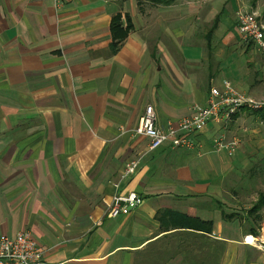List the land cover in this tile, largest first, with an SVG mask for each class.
<instances>
[{
  "label": "crops",
  "instance_id": "obj_1",
  "mask_svg": "<svg viewBox=\"0 0 264 264\" xmlns=\"http://www.w3.org/2000/svg\"><path fill=\"white\" fill-rule=\"evenodd\" d=\"M162 1L0 0V235L30 233L51 264H264L257 199L228 187L264 163V110L208 125L191 149L150 151L135 133L146 106L165 129L224 83L264 100V54L234 17L264 19V2ZM222 133L240 141L232 156L214 148ZM131 193L143 203L108 217ZM166 211L211 232L167 228Z\"/></svg>",
  "mask_w": 264,
  "mask_h": 264
},
{
  "label": "built area",
  "instance_id": "obj_2",
  "mask_svg": "<svg viewBox=\"0 0 264 264\" xmlns=\"http://www.w3.org/2000/svg\"><path fill=\"white\" fill-rule=\"evenodd\" d=\"M237 29L245 42L252 43L257 52L264 54V19L254 11L239 9L234 14ZM242 109L252 111L264 110V100H255L237 94L227 84L223 88H211L205 106L194 105L189 117L167 124L165 129L156 125V115L152 106H146L139 119L136 134L149 139V150L161 148L170 143L175 149H191L194 147L193 136L201 133L210 124L228 125ZM216 151L226 150L229 156L240 145L237 138L227 141L225 135L214 138ZM138 161L130 162L125 169V177L135 173ZM143 199L131 193L127 196H115L107 213L110 218L127 215L133 208L141 205ZM248 238V237H247ZM247 238L245 241L247 242ZM0 264H51L45 258L44 251L28 232H21L13 237L0 235Z\"/></svg>",
  "mask_w": 264,
  "mask_h": 264
},
{
  "label": "rangeland",
  "instance_id": "obj_3",
  "mask_svg": "<svg viewBox=\"0 0 264 264\" xmlns=\"http://www.w3.org/2000/svg\"><path fill=\"white\" fill-rule=\"evenodd\" d=\"M261 1L264 2V0H261ZM246 43H249V42H246ZM255 112H258V111H255ZM261 113H264V111H262ZM254 120H250V121L255 122ZM253 165L254 163L250 162L249 166L244 171L241 170L236 176L232 177L230 184H228L230 196L233 199L238 200L239 202H242V201L246 202L247 204H249V206L251 203H253L252 201L257 199L256 197L258 196L257 194L259 192H264V163L257 164L255 169L251 170V167ZM258 165L261 167L260 170L258 168ZM244 189L249 192L245 193L246 191ZM260 216L261 218L258 221L259 225H261L262 222H264V211L260 212Z\"/></svg>",
  "mask_w": 264,
  "mask_h": 264
},
{
  "label": "trees",
  "instance_id": "obj_4",
  "mask_svg": "<svg viewBox=\"0 0 264 264\" xmlns=\"http://www.w3.org/2000/svg\"><path fill=\"white\" fill-rule=\"evenodd\" d=\"M150 1L154 3H167L162 0H150ZM115 27H117V24L114 23L113 29ZM262 211H264V192H260L258 194L256 202L253 204V207L248 211V215L249 217H253V219L257 217H258L257 219H260V212ZM255 215L257 217H255ZM230 217L232 218L234 216L231 215ZM161 218L162 220L168 219V221H166L168 222V224H166L167 228L170 226L172 227L175 226L177 228H182V229L187 228V229H192L195 231H203V232H209V233L211 232V227H212L211 222H203L200 219H192V218L187 217L186 215H182V214H178V213H174L170 211H166L165 213H163V216ZM169 223H173V224L169 225ZM257 227L258 226H254L253 224L250 226V232H251L250 234L254 237H258V234L256 233Z\"/></svg>",
  "mask_w": 264,
  "mask_h": 264
},
{
  "label": "bare ground",
  "instance_id": "obj_5",
  "mask_svg": "<svg viewBox=\"0 0 264 264\" xmlns=\"http://www.w3.org/2000/svg\"><path fill=\"white\" fill-rule=\"evenodd\" d=\"M248 238H249V237H248ZM248 238H247V243H249V244H254V240H253L252 238H249V239H248Z\"/></svg>",
  "mask_w": 264,
  "mask_h": 264
}]
</instances>
